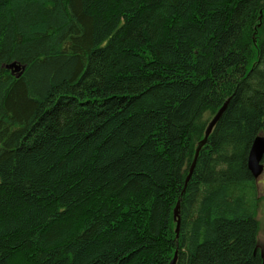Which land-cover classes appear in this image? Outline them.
Returning a JSON list of instances; mask_svg holds the SVG:
<instances>
[{"label":"trees","instance_id":"1","mask_svg":"<svg viewBox=\"0 0 264 264\" xmlns=\"http://www.w3.org/2000/svg\"><path fill=\"white\" fill-rule=\"evenodd\" d=\"M260 132L264 0H0V264H262Z\"/></svg>","mask_w":264,"mask_h":264},{"label":"water","instance_id":"2","mask_svg":"<svg viewBox=\"0 0 264 264\" xmlns=\"http://www.w3.org/2000/svg\"><path fill=\"white\" fill-rule=\"evenodd\" d=\"M5 68L8 69L11 74H15L16 76L23 69L22 67H19L15 62L5 66ZM225 106H226V104L224 103L217 110L215 115L212 117V119L207 124L205 131H204V136H203L202 140L200 141L199 145L197 146V148L195 149V152H194V155L192 158V162H191V165H190L189 170H188V175L185 178V183L187 182V180L191 174V171H192L195 159L197 157L199 148L206 141L207 136L209 135L213 126L215 125V123L219 119V117H220L221 113L223 112ZM263 158H264V137L257 136L254 138V140L251 143V146L249 148L248 155H247V162H246L247 169L254 179L258 178L262 172V169H263L262 159ZM178 209H179L178 202H176L175 206L172 210V219L175 223V233H177L178 226H179ZM168 264H175V253L173 254V256H172V258Z\"/></svg>","mask_w":264,"mask_h":264},{"label":"rangeland","instance_id":"3","mask_svg":"<svg viewBox=\"0 0 264 264\" xmlns=\"http://www.w3.org/2000/svg\"><path fill=\"white\" fill-rule=\"evenodd\" d=\"M257 136L264 137L261 132ZM256 189L258 201L256 203V209L253 215L256 222L255 242L261 262L264 264V164L261 175H259V177L256 179Z\"/></svg>","mask_w":264,"mask_h":264},{"label":"flooded vegetation","instance_id":"4","mask_svg":"<svg viewBox=\"0 0 264 264\" xmlns=\"http://www.w3.org/2000/svg\"><path fill=\"white\" fill-rule=\"evenodd\" d=\"M264 163H262V166H263ZM262 173V172H261ZM261 175V174H260ZM257 179V178H256Z\"/></svg>","mask_w":264,"mask_h":264}]
</instances>
